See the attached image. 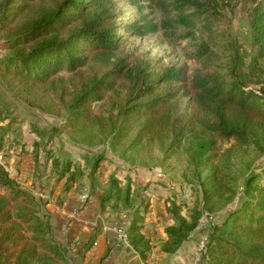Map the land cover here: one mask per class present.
Here are the masks:
<instances>
[{
	"label": "trees",
	"instance_id": "16d2710c",
	"mask_svg": "<svg viewBox=\"0 0 264 264\" xmlns=\"http://www.w3.org/2000/svg\"><path fill=\"white\" fill-rule=\"evenodd\" d=\"M179 1L192 13L167 20L165 28L192 29L199 22L211 36V9L217 2ZM250 1L253 7L249 25L258 48L253 64L264 76V0ZM140 21L128 24L118 19L114 0H11L0 19V33L4 34L9 52L0 58V74L18 90L46 94L59 90L61 98L68 97L66 119L70 129L90 123L88 104L101 99L103 91H114L120 82L127 89L128 100L118 110V123L110 126L111 138L116 141L127 136L130 127L126 124L134 117L140 124L136 143L142 142L144 136L161 138L170 134L177 144L190 138L197 157L207 165L218 159L219 143L230 144L227 156L253 146L264 148V101L246 90L238 79L225 78L217 72L213 66L216 54L208 44L195 46L192 59L197 67L191 77L183 68L152 70L142 61L130 67L124 58L116 57L129 34L143 37L156 31L154 24ZM91 60L110 67L103 78L84 86L81 94L75 96L58 85L54 77L61 70L75 71ZM8 115L0 107V138ZM71 168L74 169L70 163L63 165L59 178L70 174L67 180H74L77 171L73 173ZM97 168L95 162L91 173ZM261 180L264 167L246 179L240 206L222 223H210L208 260L215 258L218 264H264ZM110 182L119 193L116 181ZM39 201L0 163V264H69L66 249L53 239L48 217L39 214ZM176 213L177 209L172 210L174 222L166 228L167 251H174L188 239L198 228L201 215L194 212L184 218ZM139 231L133 222L127 239L133 247L141 245L147 249Z\"/></svg>",
	"mask_w": 264,
	"mask_h": 264
},
{
	"label": "rangeland",
	"instance_id": "374dc122",
	"mask_svg": "<svg viewBox=\"0 0 264 264\" xmlns=\"http://www.w3.org/2000/svg\"><path fill=\"white\" fill-rule=\"evenodd\" d=\"M10 1L0 0V19ZM214 1L217 6L211 9L212 33L209 36L199 22L192 29L165 28L167 20H175L179 14L189 16L192 13V10L183 8L179 0H114L118 19L122 22L131 24L141 20L140 24L148 22L157 27L155 32L143 37L129 34L125 47L116 52V57L124 58L130 67L142 61L152 70L170 66L183 68L191 77L197 67L192 59L195 46L205 43L216 54L213 66L218 73L225 78L238 79L246 90L253 91L264 101V76L253 64L258 48L253 43L249 25L252 3L250 0ZM8 54L4 34L0 33V58ZM109 68L91 60L75 71L64 68L54 78L60 87L75 96L81 94L84 86L103 78ZM116 86L114 91H103L101 99L88 104L90 123L70 129L66 119L68 97L61 98L59 90L48 94L18 90L0 74V107L9 112L1 131V163L18 184L27 186L39 198V214L44 213L42 202L47 196L56 191L59 196L67 194L87 177L101 176L116 181L129 175H148L155 180H148V187L153 183L158 195L161 191L170 193L171 199H165L169 204L166 210L171 215L169 223L174 222L172 210L176 209V216L187 218L202 211L213 216L211 224L222 223L240 206L248 176L264 167V148L253 146L227 156L225 152L230 144L219 143L218 159L207 165L197 157L190 138L177 144L170 134L161 138L144 136L142 142L136 143L140 124L134 117L126 124L130 127L127 136L116 141L111 138L110 126L115 121L118 123V110L128 100L124 84L118 82ZM95 162L98 168L91 173ZM66 163L74 167L71 172L75 170L77 173L74 180L69 181L67 178L71 175H65L64 183L59 173ZM260 182L264 184V180ZM93 185L86 184L87 189L105 190L102 184ZM109 186L114 191V185ZM71 214L67 215L61 227L64 232L72 223L67 220ZM205 233L209 238V231ZM205 233L199 231V236ZM44 237L47 239L45 233ZM53 238L59 241L54 232ZM47 251L43 250L45 254ZM66 256L70 264L77 257L71 247L66 249ZM207 262L218 264L215 258H209Z\"/></svg>",
	"mask_w": 264,
	"mask_h": 264
},
{
	"label": "crops",
	"instance_id": "0c3cea01",
	"mask_svg": "<svg viewBox=\"0 0 264 264\" xmlns=\"http://www.w3.org/2000/svg\"><path fill=\"white\" fill-rule=\"evenodd\" d=\"M110 179L87 177L67 194L59 196L56 191L42 202L50 230L59 236V241L53 239L64 249L71 247L77 256L73 264H194L200 237L198 229L174 251L166 249V228L172 222L169 223L171 215L166 210L169 204L165 199H171L170 193L161 191L158 195L153 183L148 187V180L155 181L148 175L117 178L119 193L112 191ZM62 181L65 183L66 178ZM85 183L102 184L105 190L87 189ZM72 212H76L77 216L64 232L61 227ZM135 221L147 249L141 245L133 247L128 239L124 242L119 238L117 231L124 229L128 232Z\"/></svg>",
	"mask_w": 264,
	"mask_h": 264
},
{
	"label": "built area",
	"instance_id": "2783aa9c",
	"mask_svg": "<svg viewBox=\"0 0 264 264\" xmlns=\"http://www.w3.org/2000/svg\"><path fill=\"white\" fill-rule=\"evenodd\" d=\"M2 160V156L0 155V163ZM77 216V213H73L70 216H68L67 220H70L69 224L72 222V219ZM213 216L208 214L207 212H202L200 215V219L198 221V229L200 232L205 233L207 230L209 231L210 223L212 222ZM67 224V225H69ZM119 238L126 242L127 241V232L124 229H119L118 231ZM208 236L206 233L204 235H201L199 237L198 243H197V254L194 258V264H198L200 262H207L208 256H209V247H208Z\"/></svg>",
	"mask_w": 264,
	"mask_h": 264
}]
</instances>
